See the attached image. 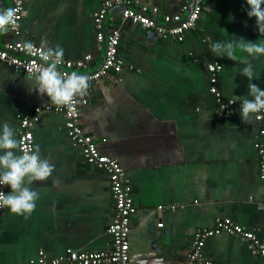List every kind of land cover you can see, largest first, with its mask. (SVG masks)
<instances>
[{
  "label": "crops",
  "instance_id": "1",
  "mask_svg": "<svg viewBox=\"0 0 264 264\" xmlns=\"http://www.w3.org/2000/svg\"><path fill=\"white\" fill-rule=\"evenodd\" d=\"M20 34L0 32V48L19 40L44 48H62L64 60L91 57L82 72L103 61L93 15L103 0H21ZM158 8V21L178 10L176 0H136ZM0 0V9L11 8ZM102 30L120 26L122 70L88 87L79 123L99 152L123 168L136 212L130 219L128 264H183L195 230L223 219L264 242V180L258 174L254 143L264 149L261 125L245 123L241 114L218 116L219 102L248 97L242 63L219 58L211 43L243 38L264 42L245 0H203L195 26L177 42L154 30L121 22L118 9L108 11ZM237 56L246 54L237 50ZM251 83L264 90V56L250 61ZM216 63V98L209 92L207 64ZM28 76L0 62V125L17 138L19 120L34 107L52 105L37 95ZM250 98V97H248ZM61 113L41 112L32 128L34 148L55 170L34 182L39 193L30 216L0 218V264H28L38 251L49 258L66 249L106 251V229L113 216L107 175L86 164L80 148L67 136ZM19 154V152H18ZM53 181H57L56 185ZM10 189L6 192V194ZM201 256L209 264H264L247 242L221 233L207 238Z\"/></svg>",
  "mask_w": 264,
  "mask_h": 264
},
{
  "label": "built area",
  "instance_id": "2",
  "mask_svg": "<svg viewBox=\"0 0 264 264\" xmlns=\"http://www.w3.org/2000/svg\"><path fill=\"white\" fill-rule=\"evenodd\" d=\"M178 10L174 14H165L158 21V8L141 4L137 6L136 0H103L99 11L94 13L93 22L96 28V40L104 47L103 61L92 72H82L89 64L91 57L84 56L77 61L62 59L57 65V70L62 74L73 72L87 78L89 86L107 76L109 73H119L123 68V59L119 53L121 39L120 26H112L107 32L102 30L108 11L118 9L121 22H127L132 26L140 25L143 28L154 30L158 36L168 35L177 42L184 40L186 32L191 30L203 11V0H176ZM11 8L16 10V25L10 28L14 37L20 34V22L23 16V4L21 0H11ZM22 41L16 40L0 48V62L8 65L15 72L30 76L36 69L46 62L42 59L44 48L34 43L28 50ZM208 72L209 92L218 97L216 90L217 73L221 70L220 65L209 63L206 66ZM242 103V102H240ZM240 103L232 101L219 102L215 110L216 115L226 116L240 113ZM87 104L85 98H76L70 106L57 107L45 105L34 107L32 113L23 116L18 123L17 139L20 149H33L32 128L38 122L41 112L61 113L64 117V127L68 138L77 145L87 165L103 171L107 175L109 191L112 198L113 216L106 233L111 240V248L106 251H76L66 249L63 255L49 258L43 251H38L36 256L28 261V264H128L130 232V219L136 212V206L132 198V190L123 168L119 163L99 152L94 138L85 133L79 123L80 107ZM253 118L260 123L259 136L264 135V112L257 113ZM258 156V174L264 180V149L256 140L254 143ZM19 154L20 150H18ZM9 190L7 186H0V191L5 194ZM0 209V218L3 212ZM227 234L236 237L248 244V250L253 255L264 257V242H259L251 232L235 225L234 223L216 219L210 227L198 228L194 232L191 250L183 264H209L201 256V248L204 241L218 234Z\"/></svg>",
  "mask_w": 264,
  "mask_h": 264
},
{
  "label": "clouds",
  "instance_id": "3",
  "mask_svg": "<svg viewBox=\"0 0 264 264\" xmlns=\"http://www.w3.org/2000/svg\"><path fill=\"white\" fill-rule=\"evenodd\" d=\"M246 14L255 18V27L260 36H264V0H245ZM17 13L15 9H0V32H7L16 25ZM217 41L211 43V51L219 58H227L245 66L241 74L248 83V97L240 103L242 122H249L250 117L264 112V90L251 81L256 78L253 63L250 61L264 56V42L245 41L243 38ZM25 47L31 50L32 45ZM237 50L246 56L238 57ZM64 51L62 48H49L42 53L46 62L36 69L28 79L32 82L37 95L48 98V102L57 107H70L77 97L87 93L89 83L86 77L73 72L62 74L57 65L62 62ZM240 101L234 96L232 103ZM20 150L21 154H18ZM55 166L47 158H42L38 146L33 149H20V142L15 136V130L8 124L0 125V186H7L10 191L5 194L0 191V209L7 208L10 214L27 218L36 208L39 199L38 191L33 188L34 182H44L49 179ZM58 182L53 181L56 185Z\"/></svg>",
  "mask_w": 264,
  "mask_h": 264
},
{
  "label": "water",
  "instance_id": "4",
  "mask_svg": "<svg viewBox=\"0 0 264 264\" xmlns=\"http://www.w3.org/2000/svg\"><path fill=\"white\" fill-rule=\"evenodd\" d=\"M105 25V21H104V23H103V26Z\"/></svg>",
  "mask_w": 264,
  "mask_h": 264
}]
</instances>
